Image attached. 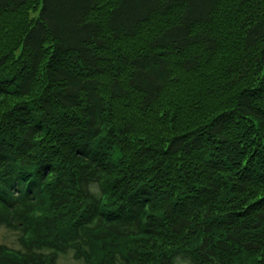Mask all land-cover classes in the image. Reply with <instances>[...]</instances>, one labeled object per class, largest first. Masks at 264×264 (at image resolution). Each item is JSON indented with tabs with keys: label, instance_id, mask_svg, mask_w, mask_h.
<instances>
[{
	"label": "trees",
	"instance_id": "trees-1",
	"mask_svg": "<svg viewBox=\"0 0 264 264\" xmlns=\"http://www.w3.org/2000/svg\"><path fill=\"white\" fill-rule=\"evenodd\" d=\"M0 227V264H264V0H0Z\"/></svg>",
	"mask_w": 264,
	"mask_h": 264
},
{
	"label": "rangeland",
	"instance_id": "rangeland-1",
	"mask_svg": "<svg viewBox=\"0 0 264 264\" xmlns=\"http://www.w3.org/2000/svg\"><path fill=\"white\" fill-rule=\"evenodd\" d=\"M18 233L5 227H0V244L11 247H19L17 240ZM59 264H82L80 260L74 259L71 253L61 254Z\"/></svg>",
	"mask_w": 264,
	"mask_h": 264
},
{
	"label": "clouds",
	"instance_id": "clouds-1",
	"mask_svg": "<svg viewBox=\"0 0 264 264\" xmlns=\"http://www.w3.org/2000/svg\"><path fill=\"white\" fill-rule=\"evenodd\" d=\"M41 213L37 212L36 215H40Z\"/></svg>",
	"mask_w": 264,
	"mask_h": 264
}]
</instances>
